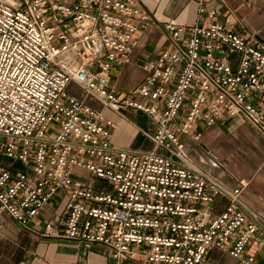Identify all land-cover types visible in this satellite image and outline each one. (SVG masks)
I'll return each mask as SVG.
<instances>
[{"label":"built area","instance_id":"2783aa9c","mask_svg":"<svg viewBox=\"0 0 264 264\" xmlns=\"http://www.w3.org/2000/svg\"><path fill=\"white\" fill-rule=\"evenodd\" d=\"M149 21L136 0H0V154L11 159L0 163V213L32 230L61 196L63 226L47 219L37 233L102 244L108 264H202L212 247L251 264L246 247L264 233L241 198L246 182L228 187L188 162L180 134L240 114L264 135V42L220 21L167 22L170 45L119 97L112 72ZM70 82L114 112L146 114L152 147H114V121ZM217 196L227 203L215 213Z\"/></svg>","mask_w":264,"mask_h":264},{"label":"crops","instance_id":"0c3cea01","mask_svg":"<svg viewBox=\"0 0 264 264\" xmlns=\"http://www.w3.org/2000/svg\"><path fill=\"white\" fill-rule=\"evenodd\" d=\"M150 14L146 28L135 33V43L125 60L112 72L113 83L119 97H127L130 90L146 74V63L171 43L164 29L167 22L191 25H208L220 21L245 36L264 42V0H136ZM199 2L205 8L199 12ZM214 10L213 17L207 12ZM66 91L101 111L115 123L112 132L114 147L150 149L152 142L145 131L154 129V122L143 112L122 107L121 113L103 106L87 95L75 82ZM257 104L264 111V96ZM199 132L198 139L194 133ZM188 162L195 164L228 187L245 181L242 200L261 218L260 231L264 233V135L243 115L236 114L208 124L200 119L189 133L180 134ZM66 199L56 196L47 202L32 221V230H25L6 212L0 213V264H108L109 250L99 243H75L56 238L42 237L36 229L45 220L64 224ZM227 199L217 196L213 211H221ZM34 229V230H33ZM246 253L254 256L251 264H264V244L252 240ZM125 260L122 264H138ZM202 264H241L218 247L209 249Z\"/></svg>","mask_w":264,"mask_h":264},{"label":"rangeland","instance_id":"374dc122","mask_svg":"<svg viewBox=\"0 0 264 264\" xmlns=\"http://www.w3.org/2000/svg\"><path fill=\"white\" fill-rule=\"evenodd\" d=\"M0 163H3L4 165H9L11 163V159L8 157H4L0 154Z\"/></svg>","mask_w":264,"mask_h":264}]
</instances>
